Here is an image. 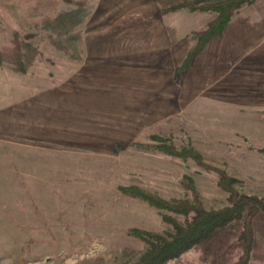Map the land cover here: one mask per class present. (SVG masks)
Masks as SVG:
<instances>
[{
    "label": "rangeland",
    "instance_id": "obj_1",
    "mask_svg": "<svg viewBox=\"0 0 264 264\" xmlns=\"http://www.w3.org/2000/svg\"><path fill=\"white\" fill-rule=\"evenodd\" d=\"M218 1L0 0V264H132L149 245L131 229L169 236L163 216L191 218L122 186L230 205L214 170L159 144L193 149L239 194L264 197V0L178 72L215 13L168 8ZM253 224L258 264L264 210ZM242 226L166 264H234Z\"/></svg>",
    "mask_w": 264,
    "mask_h": 264
},
{
    "label": "trees",
    "instance_id": "obj_2",
    "mask_svg": "<svg viewBox=\"0 0 264 264\" xmlns=\"http://www.w3.org/2000/svg\"><path fill=\"white\" fill-rule=\"evenodd\" d=\"M255 0H220L206 5L194 6L189 2H183L171 6L168 10L188 8L194 10H209L215 13V17L207 24L206 28L197 34L194 46L188 52L186 58L178 68V72L189 69L195 56L202 50L206 42L215 34L220 33L224 26L241 6L253 3ZM19 63L20 60L18 61ZM20 69L22 65H20ZM156 148L163 153L178 156L184 159L190 158L206 169L214 170L218 174V185L229 192L230 205L217 209H205L201 200L196 196L193 202L175 199L165 200L154 193L137 186H122V192L141 198L151 206L180 213L191 218L180 224L171 216L165 215L163 219L172 224L174 232L169 236L152 233L143 229L133 228L131 233L149 245V249L132 264H166V262L179 257L181 254L198 244L215 230L224 227L234 220H243L240 239L242 251L234 264H248L254 242L253 218L258 211L264 210V197L239 194L233 187L235 178L231 177L224 169L217 168L203 161L201 155L191 148L176 149L168 143L159 144ZM250 208L246 212V206Z\"/></svg>",
    "mask_w": 264,
    "mask_h": 264
},
{
    "label": "crops",
    "instance_id": "obj_3",
    "mask_svg": "<svg viewBox=\"0 0 264 264\" xmlns=\"http://www.w3.org/2000/svg\"><path fill=\"white\" fill-rule=\"evenodd\" d=\"M253 227H254V224H253ZM254 234H255V233H254ZM255 239H256V238H255V235H254V243H255ZM251 255H252V254H251ZM260 258H262V259L259 261L258 264H264V257L261 256ZM260 258H259V259H260ZM249 264H251V258H250Z\"/></svg>",
    "mask_w": 264,
    "mask_h": 264
}]
</instances>
